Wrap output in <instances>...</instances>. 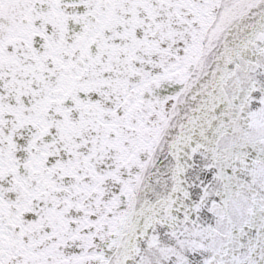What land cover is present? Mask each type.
I'll return each instance as SVG.
<instances>
[{"label":"snow or ice","instance_id":"1","mask_svg":"<svg viewBox=\"0 0 264 264\" xmlns=\"http://www.w3.org/2000/svg\"><path fill=\"white\" fill-rule=\"evenodd\" d=\"M0 264H264V0H0Z\"/></svg>","mask_w":264,"mask_h":264}]
</instances>
